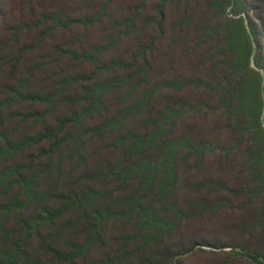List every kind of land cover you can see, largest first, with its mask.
Masks as SVG:
<instances>
[{
    "label": "trees",
    "instance_id": "16d2710c",
    "mask_svg": "<svg viewBox=\"0 0 264 264\" xmlns=\"http://www.w3.org/2000/svg\"><path fill=\"white\" fill-rule=\"evenodd\" d=\"M0 264H264V0H0Z\"/></svg>",
    "mask_w": 264,
    "mask_h": 264
}]
</instances>
